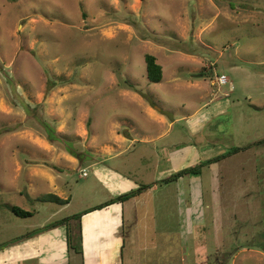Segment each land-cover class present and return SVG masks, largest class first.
Here are the masks:
<instances>
[{"label":"rangeland","instance_id":"rangeland-1","mask_svg":"<svg viewBox=\"0 0 264 264\" xmlns=\"http://www.w3.org/2000/svg\"><path fill=\"white\" fill-rule=\"evenodd\" d=\"M94 165L148 186L122 264H264V0H0V253L114 199Z\"/></svg>","mask_w":264,"mask_h":264},{"label":"crops","instance_id":"crops-1","mask_svg":"<svg viewBox=\"0 0 264 264\" xmlns=\"http://www.w3.org/2000/svg\"><path fill=\"white\" fill-rule=\"evenodd\" d=\"M216 106V104H210L211 110H206L205 118L209 114H213L219 110L218 108L221 105ZM179 151L181 152V150ZM176 152H178V149L172 153L175 155ZM94 167H98L94 172L96 177L114 197L137 187L128 178H124L111 170H99L101 167L96 165ZM163 172V170L159 172L160 175ZM158 176L156 173V177ZM157 182L155 181L154 183L157 185ZM180 182L179 180L178 183H175L178 189H180ZM135 204L134 199H131L124 203L112 204L104 209L96 210L84 216L81 223L82 256L68 251L65 228L61 227L49 232L40 233L30 239L17 243L14 247L6 249L0 253V264H60L61 260L59 259L61 257L55 255L53 250L51 251L53 249L52 241L59 240V238L63 240L60 248L62 249L61 252L64 250L66 254L70 253L78 256L80 264H122L121 255L125 241L124 213L130 218L127 211L130 208L131 213L133 210L135 212ZM56 250L58 251V248Z\"/></svg>","mask_w":264,"mask_h":264},{"label":"trees","instance_id":"trees-1","mask_svg":"<svg viewBox=\"0 0 264 264\" xmlns=\"http://www.w3.org/2000/svg\"><path fill=\"white\" fill-rule=\"evenodd\" d=\"M17 1V0H15ZM144 62H145V67H146V75L147 78L150 82L152 83H160L161 79H162V67L157 63L156 58L150 54H145L144 55ZM27 109V113H29L30 109L29 107L26 108ZM43 125V128L47 130L48 132V126L46 124H44V122H41ZM235 152L237 150H234ZM74 155H76L74 152H72ZM78 155V154H77ZM80 156V155H79ZM78 156V158H79ZM223 157H218L215 159H210L204 162H200L192 167H189L187 169H184L180 172H177L173 175H171L170 177H168L167 179H164L162 181V183L168 184V183H172V182H176L179 178L186 176V175H199L202 172V169L210 164L215 163L216 161L220 160ZM146 189H148V186H139L136 190L116 196L114 199H111L110 201L106 202L105 204H101L98 205L94 208H92L90 210V212L92 211H96V210H101L111 204L114 203H124L126 201H129L130 199H133L137 196H140L144 191H146ZM35 201H39V202H44V201H54L58 204H68V199L67 200H60L58 198H56L55 196L53 197H49L48 200L46 199H41V198H37ZM13 214L17 217H21V218H26V217H30L32 215V213L27 212V211H23L21 209H17V208H12L11 209ZM84 214V213H83ZM82 215L81 214H77V215H73L70 218H66L63 219L61 221H56L52 224H50L49 226H45L41 229H37L35 230L31 235H27L25 237H21L17 240H14L13 242L5 245L2 250H4L7 247H10L14 244H17L19 242H22L24 240L30 239L40 233H43L44 231H48L60 226H64L65 227V232H66V246L68 251H72L75 254H78L80 256H82L83 254V250H82V230H81V224H80V220H81ZM76 223L77 227H76V231L73 228L72 229V225L71 223Z\"/></svg>","mask_w":264,"mask_h":264},{"label":"built area","instance_id":"built-area-1","mask_svg":"<svg viewBox=\"0 0 264 264\" xmlns=\"http://www.w3.org/2000/svg\"><path fill=\"white\" fill-rule=\"evenodd\" d=\"M227 83H228V80H227V78H226L224 75H220V76L218 77V84H219L220 86L227 85ZM83 175L85 176L86 174L83 173Z\"/></svg>","mask_w":264,"mask_h":264}]
</instances>
